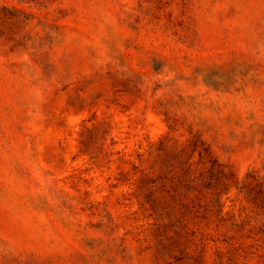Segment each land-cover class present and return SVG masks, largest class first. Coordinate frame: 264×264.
I'll return each mask as SVG.
<instances>
[{"label":"rangeland","instance_id":"rangeland-1","mask_svg":"<svg viewBox=\"0 0 264 264\" xmlns=\"http://www.w3.org/2000/svg\"><path fill=\"white\" fill-rule=\"evenodd\" d=\"M0 264H264V0H0Z\"/></svg>","mask_w":264,"mask_h":264}]
</instances>
